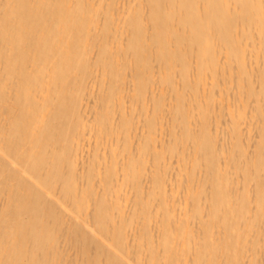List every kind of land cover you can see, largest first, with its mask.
Here are the masks:
<instances>
[{"label":"bare ground","instance_id":"bare-ground-1","mask_svg":"<svg viewBox=\"0 0 264 264\" xmlns=\"http://www.w3.org/2000/svg\"><path fill=\"white\" fill-rule=\"evenodd\" d=\"M0 264H264V0H0Z\"/></svg>","mask_w":264,"mask_h":264}]
</instances>
